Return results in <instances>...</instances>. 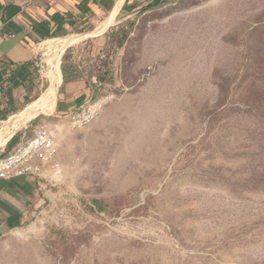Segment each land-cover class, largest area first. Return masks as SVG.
<instances>
[{
    "label": "rangeland",
    "instance_id": "1",
    "mask_svg": "<svg viewBox=\"0 0 264 264\" xmlns=\"http://www.w3.org/2000/svg\"><path fill=\"white\" fill-rule=\"evenodd\" d=\"M131 1L105 33L88 32L109 14L59 37L86 36L62 73L109 98L99 117L72 129L56 108L0 148L48 128L62 162L31 179L0 264H264V0ZM40 50L0 132L53 86Z\"/></svg>",
    "mask_w": 264,
    "mask_h": 264
},
{
    "label": "crops",
    "instance_id": "2",
    "mask_svg": "<svg viewBox=\"0 0 264 264\" xmlns=\"http://www.w3.org/2000/svg\"><path fill=\"white\" fill-rule=\"evenodd\" d=\"M116 2L117 0H0V66H5L3 70L8 71L9 75L1 70L0 74L4 75V81L7 79L10 85L9 91L5 92L3 83L0 87V94L7 93L10 105L18 108L16 90L21 93L27 82L14 87L13 77L20 67L35 62L39 56L41 42L45 41L35 28H41L43 22L51 23L52 32H56L60 30L61 26L63 29L61 36L72 31H91L92 21L96 22L108 14L105 19L110 18L117 5L123 2L120 10L121 15L123 7L132 1L119 0L117 4ZM59 14L62 18L60 22L55 21V16H59ZM118 19L119 17L115 22L109 24L107 30L116 25ZM88 33L93 36L103 34ZM85 38L86 36L83 39ZM91 97L85 84L77 81L68 84L64 82V90L57 104V112L70 116L91 102ZM14 99L17 100V103L14 102ZM1 107L2 105H0ZM10 109L11 107L8 106V110ZM21 183H24L21 179L0 180V238L6 236L13 228L20 226L25 220L27 192L21 188ZM11 185H14V189Z\"/></svg>",
    "mask_w": 264,
    "mask_h": 264
},
{
    "label": "built area",
    "instance_id": "3",
    "mask_svg": "<svg viewBox=\"0 0 264 264\" xmlns=\"http://www.w3.org/2000/svg\"><path fill=\"white\" fill-rule=\"evenodd\" d=\"M108 101V97H102L70 114L71 128L81 129L93 123ZM60 157L55 131L43 128L33 138L20 143L8 156L0 157V180L52 176L62 169Z\"/></svg>",
    "mask_w": 264,
    "mask_h": 264
},
{
    "label": "bare ground",
    "instance_id": "4",
    "mask_svg": "<svg viewBox=\"0 0 264 264\" xmlns=\"http://www.w3.org/2000/svg\"><path fill=\"white\" fill-rule=\"evenodd\" d=\"M122 4L123 2H120L117 5L113 15L110 18L105 19L98 26V29L94 31L95 33H104L107 31L109 24L115 22V20L119 17ZM84 37L85 36L70 35L64 38L48 39L41 43L40 49L45 52V55H47V64L49 65L47 76L49 80L52 81L53 86L43 98L35 101L22 112L12 116L11 119L5 122L6 125L0 132V148L8 145V142H10L13 137H15L18 131L27 127L31 122L39 118L44 112H54L56 110V84H59L63 81L61 54L65 51V49L72 46L76 42L81 41ZM56 137L58 144V139L60 137L58 135Z\"/></svg>",
    "mask_w": 264,
    "mask_h": 264
},
{
    "label": "trees",
    "instance_id": "5",
    "mask_svg": "<svg viewBox=\"0 0 264 264\" xmlns=\"http://www.w3.org/2000/svg\"><path fill=\"white\" fill-rule=\"evenodd\" d=\"M154 2L158 3V2H160V0H154ZM55 21H58V22L62 21L60 14H59V16H55ZM35 29L43 37V40L59 38V37H61L62 32H63V29L61 28V26H60L59 31L52 32L51 23H44V22L41 24V28H39V29L35 28ZM34 66H35L34 63H29L27 65L20 67V70L13 77V79H14L13 86L17 87L19 85H23V83L28 82L31 79V76L33 75L32 69ZM63 73H64L65 84H68L70 82L75 81L74 78L69 75L66 66L63 69ZM3 83H4V75L0 74V87L3 85ZM25 179H26V182L21 183V188L25 192L27 191L28 193L31 192L32 194H34L33 191H34L35 184L31 182V179H37V178L27 177ZM11 186L14 189V185H11ZM30 186H33L32 187L33 189ZM94 204L98 207H101V202L97 199L94 200Z\"/></svg>",
    "mask_w": 264,
    "mask_h": 264
}]
</instances>
